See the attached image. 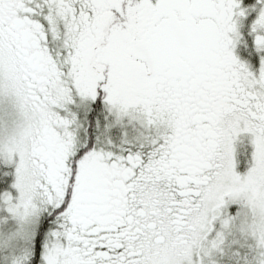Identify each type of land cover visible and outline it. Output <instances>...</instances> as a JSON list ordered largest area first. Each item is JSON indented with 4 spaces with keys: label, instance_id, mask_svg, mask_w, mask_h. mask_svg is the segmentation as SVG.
<instances>
[{
    "label": "snow or ice",
    "instance_id": "6c2138e0",
    "mask_svg": "<svg viewBox=\"0 0 264 264\" xmlns=\"http://www.w3.org/2000/svg\"><path fill=\"white\" fill-rule=\"evenodd\" d=\"M0 264H264V0H0Z\"/></svg>",
    "mask_w": 264,
    "mask_h": 264
}]
</instances>
